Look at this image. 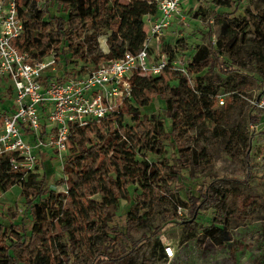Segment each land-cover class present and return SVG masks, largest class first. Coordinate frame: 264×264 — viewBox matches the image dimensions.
I'll list each match as a JSON object with an SVG mask.
<instances>
[{"label":"trees","instance_id":"1","mask_svg":"<svg viewBox=\"0 0 264 264\" xmlns=\"http://www.w3.org/2000/svg\"><path fill=\"white\" fill-rule=\"evenodd\" d=\"M14 1L23 24V33L14 42L20 52H27L32 59H40L54 50L60 55L62 66L79 59L83 69L118 59L126 52L140 50L146 38L143 19L156 13L155 6L146 0H49L56 4L61 15L52 14L48 9L37 11L35 0ZM210 1L216 8L229 9L238 0ZM218 16L223 17V22L216 47L210 45L198 52L189 63L186 75L178 71L170 73L180 86H185L187 79L203 71L204 67L199 62L204 60L205 54L215 57L217 72L221 75L235 73L232 65L220 59L217 49L223 47L222 40L235 47L233 36L236 32L245 31L248 23L230 19L226 13H218ZM88 23L96 31L101 27L109 31L106 40L108 52L92 59L85 56L81 42ZM252 26L259 43L264 45V12ZM160 78L135 79L132 99L123 106L130 123H124L119 112L97 125L74 130L68 141L70 154L63 164L67 181L61 182L66 185L67 194L45 189L47 172L38 181L37 175L24 180L11 170L8 158H0V196L11 187L19 186L33 221L29 233L22 221L9 229L0 225V264H132L139 243L156 239L160 229L157 227L150 234L143 235L139 242H131L129 248L122 246L121 242L129 241L139 222L128 214L124 231L110 227L109 222L118 204L129 200L132 185L140 190L138 203L143 207L146 202L172 195L171 186L179 181L183 170L207 179L195 192L185 190L183 205L190 220L183 223H190L191 227L201 208L209 207L213 210V218L202 230V238L216 246L230 242L229 222L236 225L245 223L259 197L228 188L226 184L233 181L247 185L253 177L247 175L239 180L218 178L208 173L204 165L206 156L189 151L181 139L182 129L192 122H217L220 118L215 91L217 79L213 78L212 87L206 95H201L192 113L186 116L179 108L173 112L176 102L165 98L176 88L166 83L157 87L152 83ZM151 94L166 102L170 131H165L161 124H154L140 113V109L150 106ZM248 121L254 126L250 140L255 136L254 128L259 117L249 115ZM165 140L176 142L177 157L170 163L148 162L147 156L159 155ZM249 140L243 152L246 160ZM28 187L35 193L33 198L27 192ZM67 203L69 207H66ZM15 251L19 252V258L13 256ZM79 255H83L84 260L75 263L74 259Z\"/></svg>","mask_w":264,"mask_h":264},{"label":"rangeland","instance_id":"2","mask_svg":"<svg viewBox=\"0 0 264 264\" xmlns=\"http://www.w3.org/2000/svg\"><path fill=\"white\" fill-rule=\"evenodd\" d=\"M35 1L37 11L48 9L52 14L61 15L56 4L49 0ZM26 11L29 14V10ZM180 11L177 16H173L174 19L161 40V48L165 52V62L169 69L152 83L157 87L166 83L169 87L176 88L174 93L165 98L176 102L173 112L179 108V111L189 116L201 95H206L212 87L213 78L217 79L218 86L215 91L220 118L217 122H192L182 129L181 139L189 151L206 156L204 165L208 173L218 178L233 177L239 180L251 175L253 179L247 185L232 181L226 186L259 198L255 200L252 213L245 223L236 225L229 222L230 242L225 246H216L202 238V230L213 218L211 208H201L198 219L191 227L190 223H183L190 220L183 205L185 190L191 189L195 192L202 182H207L198 173L191 175L188 170H183L179 181L171 186L172 195L146 202L144 207L138 203L140 190L135 185L130 186L129 200L118 204L109 226L124 231L128 214H132L139 222L135 231L131 232L129 241L121 242L126 248L130 247L131 242L140 241L143 235L150 234L155 228L160 229L156 239L139 243V250L133 257L132 264H264V105L258 107L264 101V45L259 43L252 26L264 12V0H238L229 9L216 8L210 0H183ZM218 13H226L230 19L248 23L245 31L236 32L233 36L235 47L222 40L223 47L217 49L220 51V59L232 65L235 73L221 75L217 72L215 57L205 54L204 60L199 62L204 67L203 71L187 79L185 86H180L170 73L178 71L186 74L189 63L198 52L208 49L210 45L215 46L220 39L223 22V17L218 16ZM143 23L147 30L145 19ZM108 36L109 31L106 28L101 27L96 31L88 23L81 39L85 56L92 59L106 54ZM73 60L77 61L76 64L81 63L79 59ZM0 96L3 100L8 98L5 94ZM150 98V106L140 109V113L154 124H161L165 131H170L166 102L155 94H151ZM4 105L8 106V102L4 101ZM120 113L123 122L130 123V117L123 107ZM249 115L259 117L254 128L255 136L250 140L254 126L248 121ZM248 140L250 149L246 160L243 152ZM175 144L172 140H165L159 155L147 156L148 162L170 163L177 157ZM67 154H70L69 147ZM37 172V181L44 172L48 173L44 177L46 190L62 193L67 189L61 183V174L52 156L46 152L39 157ZM27 192L30 198L35 195L31 187H28ZM21 193L19 186H14L0 196V225L9 229L20 225L22 221L24 229L29 233L33 221ZM66 207H69L68 203ZM165 247L172 249L173 257L168 258L165 255ZM13 256L19 258V252H13ZM81 260H84L83 255L74 259L75 263Z\"/></svg>","mask_w":264,"mask_h":264},{"label":"built area","instance_id":"3","mask_svg":"<svg viewBox=\"0 0 264 264\" xmlns=\"http://www.w3.org/2000/svg\"><path fill=\"white\" fill-rule=\"evenodd\" d=\"M146 1L156 13L144 17L148 29L140 50L83 69L76 60L62 66L54 50L40 59L20 52L14 42L22 35L23 24L15 1L0 0V95L8 96L6 100L0 96V158H8L11 170L22 179L37 175L39 157L46 152L61 180L67 181L63 164L74 130L119 114L132 99L136 78L160 77L169 69L161 40L173 16L181 12L183 0ZM263 105L264 101L258 107ZM164 251L173 257L170 247Z\"/></svg>","mask_w":264,"mask_h":264}]
</instances>
